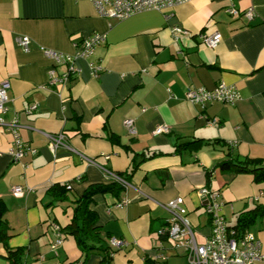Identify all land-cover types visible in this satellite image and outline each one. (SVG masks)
I'll return each instance as SVG.
<instances>
[{"label":"crops","instance_id":"1","mask_svg":"<svg viewBox=\"0 0 264 264\" xmlns=\"http://www.w3.org/2000/svg\"><path fill=\"white\" fill-rule=\"evenodd\" d=\"M230 7L252 8L254 18L231 16ZM166 14L119 21L100 16L89 0H0V82L11 85L3 118L18 120L29 149L16 161V138L0 127V200L9 226L0 264H14L9 255L17 250L20 264H101V246L114 252L112 264H189L184 248L159 235L170 217L166 204L183 198L199 244L211 233L202 189L219 193L231 228L264 206V181L218 167L230 158L264 161V0H189ZM180 28L186 34L174 32ZM215 34L222 40L210 48L203 38ZM95 35L105 41L76 60L77 75L51 84L55 65L43 49L75 55ZM91 63L101 68L96 76ZM55 69L60 76L67 67ZM220 84L240 99L204 107L187 100L192 88ZM162 126L168 133L155 134ZM59 134L66 144L53 150L49 136ZM193 140L202 142L178 151ZM111 173L129 186L94 195L90 209L105 243L89 240L97 248L85 253L69 229L75 202L92 187L116 183ZM66 185L65 195L54 191ZM248 231L264 250V215ZM112 239L126 244L116 249Z\"/></svg>","mask_w":264,"mask_h":264},{"label":"built area","instance_id":"2","mask_svg":"<svg viewBox=\"0 0 264 264\" xmlns=\"http://www.w3.org/2000/svg\"><path fill=\"white\" fill-rule=\"evenodd\" d=\"M93 3L97 12L102 17L116 20H125L129 17L145 11L167 12V17H172L174 9L180 5L187 3L189 0H89ZM228 13L231 16L247 17L249 20L254 18V10L248 9L240 11L235 7H230ZM176 34H186L183 29H175ZM177 38V37H176ZM222 40L220 34L213 36H205L203 42L210 48H215ZM105 38L102 35H95L84 39L79 45V49L75 55H68L55 50L43 49L46 57L55 65L50 72V82L53 85L65 84L72 77L77 75L75 62L78 59H88L95 53L96 48L104 43ZM30 39L24 37L20 44L25 50L29 48ZM66 66L67 70L62 75L56 73L57 66ZM93 74L96 76L101 70L94 63L90 64ZM11 89L9 82H0V127H6L16 138L14 142V150L12 155L16 161L22 159L26 154L28 147L24 145L18 136L20 128L18 120L13 123L6 124L3 115L7 112V103L9 100L8 93ZM187 100L194 104L205 106L215 102L223 104H235L240 99L239 92L233 87L225 84L218 85L215 89L209 90L204 87L192 88L187 91ZM125 127L129 134L135 135L137 130L135 121L127 119ZM155 134L168 133L165 126L158 127ZM49 144L51 149H57L60 145H65V137L63 134L49 136ZM31 150V149H30ZM34 152V151H32ZM115 182L124 187L129 184L126 180L118 175L112 174ZM22 187L14 188L15 194H21ZM201 193L207 198L208 203L206 212L211 220V233L205 243L199 244L196 238L195 230L191 221L187 216L184 207L183 198H176L164 206L169 212L170 217L167 220V227L159 231L161 237L170 239L176 247L185 249L189 264H264V250L262 242L256 238L250 231H246L243 235L229 227L226 217L222 213L223 203L219 200V193L202 189ZM58 229V228H57ZM58 244L63 243V239L57 241ZM126 243L122 240L112 239V245L116 249L124 247ZM163 258V257H162Z\"/></svg>","mask_w":264,"mask_h":264},{"label":"trees","instance_id":"3","mask_svg":"<svg viewBox=\"0 0 264 264\" xmlns=\"http://www.w3.org/2000/svg\"><path fill=\"white\" fill-rule=\"evenodd\" d=\"M202 141L201 140H193L190 142H185L182 144H178V151L180 150H188L193 145H198ZM230 156V155H229ZM218 167L221 171L224 172H233L235 174H244L249 173L254 175L256 181H264V161L262 160H253V159H245V160H238V159H228L219 163ZM123 177V175H120ZM125 178V177H124ZM123 178V179H124ZM124 180L127 181L125 178ZM128 182V181H127ZM68 189H70L69 185L57 187L55 192H60L62 195L67 193ZM124 189V187L119 183H113L108 186H96L92 187L90 190H87L82 198L77 200L74 221L72 222L69 229L71 230L70 233L75 237L77 245L79 249L85 253L93 252V248H97L94 244H89V240L99 242H104L101 238V231L97 226V217L95 212L90 209V206L93 201V197L97 192H108L112 191L113 193H117ZM108 190V191H107ZM60 195V194H59ZM61 196V195H60ZM6 214V206L2 200H0V240L5 242L6 238H8V223L5 219ZM264 215V206L260 205L255 211L243 213L240 218L238 224L233 227L239 234L243 235L251 224L255 223L257 219ZM105 243V242H104ZM101 252L102 261L101 264H112L113 254L114 252L109 249L108 247L101 246L97 248ZM22 251L17 250L15 252H10L9 259L14 264H20V260L18 259L21 255ZM146 264H151L148 260Z\"/></svg>","mask_w":264,"mask_h":264}]
</instances>
